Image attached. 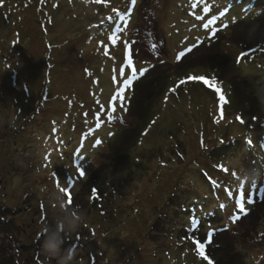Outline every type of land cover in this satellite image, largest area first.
Segmentation results:
<instances>
[{
    "label": "rangeland",
    "instance_id": "374dc122",
    "mask_svg": "<svg viewBox=\"0 0 264 264\" xmlns=\"http://www.w3.org/2000/svg\"><path fill=\"white\" fill-rule=\"evenodd\" d=\"M258 16L264 0H0V213L12 225L9 237L0 223V250L18 264H59L40 251L63 215L58 179L75 181L67 207L84 213L64 245L70 264H201L194 239L212 264H264V199L251 196L264 190V43L237 63L248 51L237 41L263 34ZM126 42L138 72L128 86ZM189 75L216 77L222 116L202 82L169 91ZM121 89L127 99L114 100ZM105 162L114 165L99 179ZM89 179H99L96 198Z\"/></svg>",
    "mask_w": 264,
    "mask_h": 264
},
{
    "label": "snow or ice",
    "instance_id": "6c2138e0",
    "mask_svg": "<svg viewBox=\"0 0 264 264\" xmlns=\"http://www.w3.org/2000/svg\"><path fill=\"white\" fill-rule=\"evenodd\" d=\"M94 3H101L103 2V0H93ZM133 2H135V0H133ZM196 5L194 4L193 7H195ZM113 12L115 13V15L113 16H109L107 17V20L111 23L113 31L111 32L110 36L108 37V40L111 44L115 45L117 44V42L120 40V35L119 33L121 31H123V27L119 24H117V21L122 19V14L120 13L119 10L117 9H113ZM213 23V21H209V24ZM205 27H208V25H205ZM214 32V30H211ZM124 48H125V52L128 56V65H129V70L131 75H125V79L122 81V83L125 86H128L132 83V77H135L138 72L137 69H135L132 65H133V53L131 50V43L130 42H126L124 44ZM188 52L191 51V49H187ZM257 51V49H250L248 51H244L241 52L238 56H237V63H240L244 60L245 57H251L252 55H254V53ZM107 54V53H106ZM186 55L185 51H180L178 52V54L176 55V60L177 62H180L181 59ZM148 69L145 68L142 71L139 72L140 75H143L145 72H147ZM114 81L118 79V77H114L113 78ZM189 82H202L205 86H207L208 88L212 89L215 94L218 97V101H219V107H220V115H223V105L225 103H227L226 101V97L225 94L223 92V89L219 83V81L216 79L215 76L212 77H208V76H204V75H189L187 77H185L184 79H181L178 81L176 88H172L169 89L170 92H175L176 89L180 86V85H184L186 83ZM124 89H121L120 91H118L115 96L113 97L114 100L116 101H121V100H125L127 99L126 96L122 95ZM112 113H113V117L115 118V112H116V107L113 106L111 109ZM237 120L239 121V123L244 124V120L242 119V117L238 116ZM217 123H219V120H217ZM99 127V125L97 126ZM147 134V133H145ZM97 143H99V141H97ZM249 143H251V141H249ZM79 151V150H78ZM48 157H45V159H47ZM80 160H83L84 157L80 156L79 157ZM224 171H227V169L225 168ZM77 173H79L80 177H83L85 175L84 171L77 167ZM235 175V173L233 174ZM53 176L55 177L54 173ZM65 183L67 184V187H63L61 186L60 180L56 179V187L59 191H61L65 196L68 197L67 199V204H71L72 200H71V189L73 188L75 181L73 182H69V181H65ZM243 186V185H242ZM93 198H96V189H93ZM43 207V205L41 206ZM245 207H246V203H245V199L244 196L241 195L239 201L236 204V208L240 211V212H244L245 211ZM237 219H239V217H237ZM77 239H79V237H77ZM193 243L196 245V252L199 254V256L207 261V264H212V261L207 257L206 252H205V244L200 242L197 239L193 240Z\"/></svg>",
    "mask_w": 264,
    "mask_h": 264
},
{
    "label": "clouds",
    "instance_id": "9594fccd",
    "mask_svg": "<svg viewBox=\"0 0 264 264\" xmlns=\"http://www.w3.org/2000/svg\"><path fill=\"white\" fill-rule=\"evenodd\" d=\"M53 199L57 207L63 213L62 218L55 221L54 226L44 230V236L40 242V251L48 258L59 257V264H70L76 252L74 248H64L69 235L77 232L84 220V213L80 207L69 209L64 194L59 190H53ZM66 255H61V252Z\"/></svg>",
    "mask_w": 264,
    "mask_h": 264
},
{
    "label": "trees",
    "instance_id": "16d2710c",
    "mask_svg": "<svg viewBox=\"0 0 264 264\" xmlns=\"http://www.w3.org/2000/svg\"><path fill=\"white\" fill-rule=\"evenodd\" d=\"M261 17H263V19H264V16H258V18H261ZM258 20V19H257ZM252 24H254V21L253 22H251ZM238 24V23H237ZM254 28V27H253ZM259 31V30H258ZM262 31V35L261 36H251L248 40L246 39V38H244L243 39V41H237V43H238V45H240V47L241 48H246V50H250V49H255L257 46L258 47H261V44H263L264 43V30H261ZM237 33H233L232 34V37L231 38H233V40H234V35H236ZM217 36V35H216ZM216 36H214L213 37V39L212 40H216V41H220V40H222V38H220V37H216ZM249 37V36H248ZM228 40V39H227ZM223 42H224V40H223ZM223 42H219V43H221V45L219 44V43H217L218 44V46H215V47H217L216 49H219L220 51H224V50H222L221 49V47L223 46V44H225V42L223 43ZM223 43V44H222ZM215 47L214 48H212L211 50L212 51H214L215 50ZM220 62V61H219ZM219 62H218V65H222V64H219ZM246 80V79H245ZM248 83V82H247ZM252 89H254L255 90V93H253V92H251V94L253 93V95L254 96H256L255 94H258V92L256 91L257 89H259V91H260V88H259V86H256V87H253ZM137 90H138V88H137ZM262 90H264L263 88H262ZM140 91H141V85H140ZM7 92H9V94L8 95H10V97L11 98H13L16 102H17V99H18V97L20 96V95H14V93L13 94H11V91L10 90H8ZM151 94H150V96H148L147 98L149 99V100H151V98L155 95L154 94V91H151L150 92ZM16 94H17V92H16ZM249 96H250V94H249ZM145 101V100H144ZM144 101H142V102H144ZM248 101H252L251 99H248ZM253 103V102H252ZM2 104V103H1ZM7 105H9V103L8 102H5V107L7 106ZM2 107V106H1ZM17 109H19V111H20V113L22 114L23 113V110L21 109V108H18L17 107ZM1 110V109H0ZM257 113H262V112H264V108L262 107H259L258 108V111H256ZM261 115V114H260ZM140 127V126H139ZM128 141H130L131 143H128ZM130 144H136V140H134V138H132V139H128L126 142H125V144L123 145V146H128V145H130ZM108 154V153H107ZM7 156H8V154H7ZM112 158V157H111ZM110 160V159H109ZM109 163L110 162H105V163H102L101 165H99L97 168H98V170H99V172H97V176L99 177V179L101 178V177H103L104 176V178H106L107 177V175L109 174V176H110V171L108 172V170L111 168V167H113V165L112 164H110L109 165ZM9 168H11V167H9ZM39 172V171H38ZM19 173V171L18 172H13L12 174H13V176H15V175H17ZM108 173V174H107ZM95 174V173H94ZM93 174V175H94ZM17 177V176H16ZM99 179L96 181V182H93V183H91L90 182V179L87 181V184H89V185H92L91 186V189H90V191L88 192V194H90V195H93V189L96 187V186H98V182H99ZM114 181V180H113ZM113 185V184H112ZM264 185V184H263ZM39 186H41L42 188L44 187V184L42 183V182H39ZM114 186V185H113ZM115 188V187H114ZM116 190H118V189H116ZM116 190H111L110 192H114V191H116ZM44 191V190H43ZM97 191V190H96ZM34 193H37L36 191H33ZM108 192V191H107ZM41 193H42V191H41ZM40 193V194H41ZM37 195H38V193H37ZM173 196H175V194L173 195ZM251 196H252V198H255V197H257L258 198V200H260V199H264V190H263V194L262 195H256V194H251ZM261 196V197H260ZM105 202V201H104ZM262 205H264V204H261L260 206H262ZM263 208V207H262ZM262 211V210H261ZM233 216H234V214H232V215H230L229 216V218L227 219L228 221H230V222H232L234 219H233ZM8 217V215H2L1 213H0V223H3V225L5 226V228H3V226L1 227V229H3L5 232H7L6 234H8V232H10V226H12V225H10L9 223H11L8 219L9 218H7ZM155 221H157V219L155 220ZM18 227V226H17ZM153 229V228H152ZM151 229V230H152ZM210 232L211 231H208L207 233H209L210 234ZM212 232H215L214 230H212ZM211 232V233H212ZM250 232H252V231H250ZM249 232V233H250ZM9 235V237H10V234H8ZM12 235H14V234H11V236ZM153 235V234H152ZM169 235V234H168ZM207 242H208V240H206ZM210 242V241H209ZM214 242V241H213ZM215 245H218V246H220L221 247V245H224V248H227V246H228V244H226V243H224V244H221V241H220V239H219V241L218 242H215L214 243ZM4 250H6V249H4ZM226 250H228V249H226ZM0 253H2V255H0V264H18V263H16V259H14L13 257H12V255L11 254H7L8 252H3L2 250H0ZM141 254H143V255H145V256H148V255H153V254H149L148 253V251L146 250V251H143ZM196 254H198V253H196ZM33 255V254H32ZM143 255H141V256H143ZM199 255V254H198ZM151 257V256H150ZM201 264H206L205 262H204V259H202V261H201Z\"/></svg>",
    "mask_w": 264,
    "mask_h": 264
}]
</instances>
